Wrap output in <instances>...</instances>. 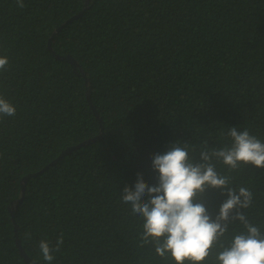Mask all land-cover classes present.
Here are the masks:
<instances>
[{"label":"trees","instance_id":"trees-1","mask_svg":"<svg viewBox=\"0 0 264 264\" xmlns=\"http://www.w3.org/2000/svg\"><path fill=\"white\" fill-rule=\"evenodd\" d=\"M85 2L0 0V56L9 61L0 95L16 107L0 117V264H49L39 241L54 246L61 234L51 264H174L140 244L143 219L122 189L138 172L155 183L151 157L170 142L195 146L197 160L204 141L230 146L232 126L264 143V0ZM79 12L50 39L55 54L80 65L74 71L48 40ZM216 170L252 191L241 211L264 231V168L216 162ZM226 198L207 190L208 212ZM13 222L31 261L18 252Z\"/></svg>","mask_w":264,"mask_h":264},{"label":"clouds","instance_id":"clouds-1","mask_svg":"<svg viewBox=\"0 0 264 264\" xmlns=\"http://www.w3.org/2000/svg\"><path fill=\"white\" fill-rule=\"evenodd\" d=\"M23 8L24 0H16ZM9 64L6 56H0V71ZM16 107L0 95V117L15 116ZM231 145L219 149L202 142L199 159L190 156L195 146L189 143L170 142L164 152L151 157L152 168L157 173L155 183H146L142 173H137L133 187L125 185L121 200L130 204L131 213L143 219L140 244L151 243L154 252L174 264H264V231L249 222L241 209L252 205L253 193L243 186H231V178L217 172L216 162L237 170L251 164L264 168V143L235 126L228 129ZM209 189H219L227 198L218 212L211 215L204 201ZM239 221L243 231L229 232V225ZM27 239L30 233L25 234ZM63 234L55 245L39 241L44 261L51 262L54 252L60 251Z\"/></svg>","mask_w":264,"mask_h":264},{"label":"water","instance_id":"water-1","mask_svg":"<svg viewBox=\"0 0 264 264\" xmlns=\"http://www.w3.org/2000/svg\"><path fill=\"white\" fill-rule=\"evenodd\" d=\"M87 2H88V0H86L85 3L87 4ZM86 4H85V8H86V6H87ZM85 8H84V9H85ZM81 13H82V12H79V13H77L76 15H74V16L68 18L64 23H62L59 27H57V28L54 30L53 34L50 36V38H49V40H48V48H49V49H50V39L52 38V36L54 35V33L57 32V31H58L63 25L67 24L68 22H70V21L73 20L74 18H77L78 16H80ZM50 52H52L56 58H60V57H62L63 59H65L66 61H68V62L71 64V66L73 67V70H74V71H76L77 68L80 69V67H79L80 65H79V64H78V63H77L72 57H70V56H60V55H58V54H55L51 49H50ZM90 106H91V109H92L93 114H94V115L96 116V118L100 121V118H99L97 112L95 111V109H94V107L92 106L91 103H90ZM101 135H102V127L100 128L99 134H98L97 136H95V137H93V138H88V139H86V140H84V141H82V142L76 144L75 146L67 147V148H66V149H65V150H64V151L58 156V158H61L64 154L71 152L74 148L80 147V146H82V145H85V144H87V143H90V142H92V141L98 139ZM54 162H55V160L52 161L51 163H54ZM45 168H46V167H45ZM29 176H31V175H30V174H29V175H26V176H24V177L21 179V182H20V186H21V187H20V196H19L17 199H15V200L11 203L13 206L10 205V207H9V210H10V214H11V215H13V211L18 207V204L21 202V200H22V198H23V191H24L25 183H26V180H27V178H28ZM17 227H18L17 224H15V223L13 222L14 243H15V245H16V247H17V249H18V252H19V254L21 255V257H22L24 260H26V261H31L30 257H28V255L25 253L24 249L22 248L21 243H20V240H19L18 237H17ZM33 262L36 263V264H42L41 262H35V261H33ZM47 264H48V263H47Z\"/></svg>","mask_w":264,"mask_h":264}]
</instances>
